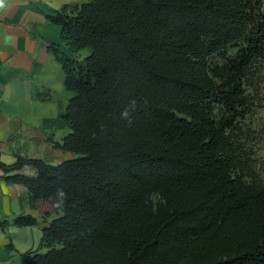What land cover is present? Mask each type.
Here are the masks:
<instances>
[{
    "label": "trees",
    "instance_id": "obj_1",
    "mask_svg": "<svg viewBox=\"0 0 264 264\" xmlns=\"http://www.w3.org/2000/svg\"><path fill=\"white\" fill-rule=\"evenodd\" d=\"M48 17L71 96L43 126L70 131L45 156L0 160L40 212L13 219L42 228L26 261L264 264V178L244 125L264 0H86Z\"/></svg>",
    "mask_w": 264,
    "mask_h": 264
},
{
    "label": "crops",
    "instance_id": "obj_2",
    "mask_svg": "<svg viewBox=\"0 0 264 264\" xmlns=\"http://www.w3.org/2000/svg\"><path fill=\"white\" fill-rule=\"evenodd\" d=\"M86 0H0V160L12 163L21 154L44 155L46 138L60 139L63 128L44 127L48 117L61 115L71 96L64 84V70L50 49L62 50V27L48 17L65 4ZM33 172L32 169H24ZM0 168V264H29L24 252L38 248L42 228L18 226L21 213L40 216L28 199L27 187L9 183ZM50 217V216H49ZM12 242L14 248L8 247Z\"/></svg>",
    "mask_w": 264,
    "mask_h": 264
},
{
    "label": "rangeland",
    "instance_id": "obj_3",
    "mask_svg": "<svg viewBox=\"0 0 264 264\" xmlns=\"http://www.w3.org/2000/svg\"><path fill=\"white\" fill-rule=\"evenodd\" d=\"M261 68V71L251 78L253 87L250 88V91L253 105L244 120V125L248 134L247 147L250 151L251 160L257 165L260 176L264 178V64ZM69 131L70 127L67 126L63 133L66 134ZM56 214L53 211L49 219Z\"/></svg>",
    "mask_w": 264,
    "mask_h": 264
}]
</instances>
